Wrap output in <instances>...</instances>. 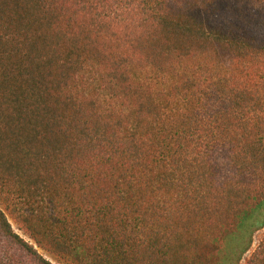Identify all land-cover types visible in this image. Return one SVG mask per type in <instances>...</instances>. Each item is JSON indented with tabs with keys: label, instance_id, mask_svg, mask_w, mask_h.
Returning a JSON list of instances; mask_svg holds the SVG:
<instances>
[{
	"label": "trees",
	"instance_id": "obj_1",
	"mask_svg": "<svg viewBox=\"0 0 264 264\" xmlns=\"http://www.w3.org/2000/svg\"><path fill=\"white\" fill-rule=\"evenodd\" d=\"M263 227L264 0H0V264H240Z\"/></svg>",
	"mask_w": 264,
	"mask_h": 264
},
{
	"label": "rangeland",
	"instance_id": "obj_2",
	"mask_svg": "<svg viewBox=\"0 0 264 264\" xmlns=\"http://www.w3.org/2000/svg\"><path fill=\"white\" fill-rule=\"evenodd\" d=\"M12 222V225L14 227V229L21 235L23 236L24 238H26L27 240L29 241H32L22 230L19 229L18 225L13 221L11 220ZM264 236V227L257 230L255 233H254V236H253V241H252V245H251V248L243 255L242 257V260L240 262V264H246V262L248 261V259L251 257L252 253L254 252V250L257 248L258 244L260 243V240L263 238ZM33 242V241H32ZM40 252L45 256L47 257L49 260H51L52 262H54L55 264H67L66 262L62 261L61 259H59L58 257L52 255V254H49L41 249H39Z\"/></svg>",
	"mask_w": 264,
	"mask_h": 264
}]
</instances>
